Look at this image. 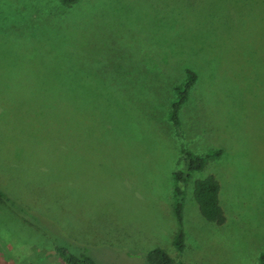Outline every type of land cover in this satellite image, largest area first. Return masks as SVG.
Returning a JSON list of instances; mask_svg holds the SVG:
<instances>
[{
	"label": "rangeland",
	"instance_id": "1",
	"mask_svg": "<svg viewBox=\"0 0 264 264\" xmlns=\"http://www.w3.org/2000/svg\"><path fill=\"white\" fill-rule=\"evenodd\" d=\"M186 69L196 82L168 119ZM220 149L184 185L181 149ZM220 184L204 219L196 179ZM0 264H258L264 251V0H0Z\"/></svg>",
	"mask_w": 264,
	"mask_h": 264
},
{
	"label": "trees",
	"instance_id": "2",
	"mask_svg": "<svg viewBox=\"0 0 264 264\" xmlns=\"http://www.w3.org/2000/svg\"><path fill=\"white\" fill-rule=\"evenodd\" d=\"M79 0H59L63 6H71ZM196 82V74L190 69H186L185 78L182 83L174 86L173 91L175 99L171 102L168 113L169 121L175 126H180L179 112L181 107L186 103L189 94ZM181 159L183 167L173 172V204L172 211L177 221L172 244L177 252L182 253L185 248V233L183 230V207L185 190L184 185L187 183L190 175L194 171L202 170L210 160L217 159L221 156L220 149H210L203 154H198L185 148L181 149ZM220 184L216 177L209 174L201 179H196L193 184V196L198 204L199 211L204 219L221 225L226 221L224 211L219 203ZM4 201L11 207L15 203L0 189V202ZM56 253L63 260L64 264H99L84 248L79 253L71 252L62 245L56 246ZM146 264H181L176 262L163 248L154 247L144 254ZM258 264H264V251L258 257Z\"/></svg>",
	"mask_w": 264,
	"mask_h": 264
}]
</instances>
